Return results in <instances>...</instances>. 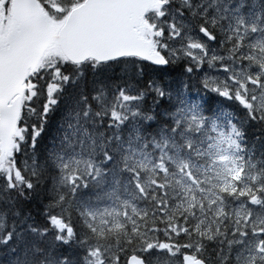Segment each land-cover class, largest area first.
Returning a JSON list of instances; mask_svg holds the SVG:
<instances>
[{"label":"snow or ice","instance_id":"snow-or-ice-1","mask_svg":"<svg viewBox=\"0 0 264 264\" xmlns=\"http://www.w3.org/2000/svg\"><path fill=\"white\" fill-rule=\"evenodd\" d=\"M0 264H264V0H0Z\"/></svg>","mask_w":264,"mask_h":264}]
</instances>
